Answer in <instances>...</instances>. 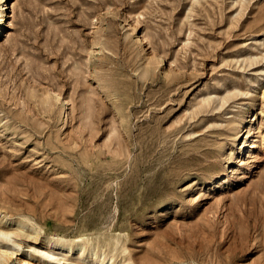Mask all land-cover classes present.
Masks as SVG:
<instances>
[{"label": "rangeland", "instance_id": "obj_1", "mask_svg": "<svg viewBox=\"0 0 264 264\" xmlns=\"http://www.w3.org/2000/svg\"><path fill=\"white\" fill-rule=\"evenodd\" d=\"M6 1L8 264H264V0Z\"/></svg>", "mask_w": 264, "mask_h": 264}, {"label": "bare ground", "instance_id": "obj_2", "mask_svg": "<svg viewBox=\"0 0 264 264\" xmlns=\"http://www.w3.org/2000/svg\"><path fill=\"white\" fill-rule=\"evenodd\" d=\"M5 4H7V1L6 0H0V28L1 27H2L1 29H4L5 28L3 31H0V33L3 34V35L1 34L2 36H5L4 35V32H6V28H8V26L11 25V23L9 22V19H8L9 18V14L7 12L8 7H6ZM261 91H262L261 96L263 97V101H264V86L262 87V90ZM234 95L235 94H232V93H228V94H226L224 96H221V95L218 96L217 95L218 96L217 97V102L215 100H213L212 98H210V97H207V98L204 97L202 99V103L201 104L199 103L200 104V107H199L198 111H195L194 112V115H197L198 112H205L206 113L208 111H213L215 109L219 110ZM207 96H209V95H207ZM235 102H233V103H235ZM211 105H213V106L210 108ZM242 106H243V104H242ZM244 106H245V104H244ZM201 107H203V108L201 109ZM262 108L263 109L259 110V114H258L261 117L263 116L264 104H263ZM239 114L242 117V115L245 114V113L244 112H240ZM194 115H193V117H194ZM253 121H255V119L251 118L248 122H253ZM246 127H244V126L240 127L241 128V132H243V134H246L248 132L247 129H246ZM242 145L246 147V141H244L242 143ZM248 146H249V148H251L254 145H253L252 142H250L249 145H247V148H248ZM8 220H9V218H5V221H8ZM12 234L13 233L4 230L3 226L0 225V240L1 241H4V240L11 241L13 245H15L18 249H21V245L20 244L16 243L13 240H10V236ZM115 242H117V241H115ZM46 244H47V246L51 250H55L57 252L61 251L62 255L63 256H66V257L71 256L72 254L73 255L75 254L78 260L79 259H82V258H86V257H90L92 259V257H93L95 264H113L112 260L109 263H104V259H105L104 257L105 256H102V257L97 256L96 257V253H95V247L96 246H94L92 243H88V244L87 243L86 244L83 243L82 244L79 241H77V242H70V241H63V240H55V241H47ZM13 255H14V250L11 249L8 245L3 244L2 242H0V258L2 259V263L1 264H8L9 261L12 259ZM30 259H31L30 254H27V255H24L23 257L19 258L18 259V263L19 264H33L30 261ZM64 259L65 260H69L68 258H64ZM111 259H112V257H111ZM55 262L56 263L53 262V263H48V264H60V259H56ZM61 264H64V263H61ZM65 264H75V263L68 262V263H65ZM120 264H123V263H120Z\"/></svg>", "mask_w": 264, "mask_h": 264}]
</instances>
